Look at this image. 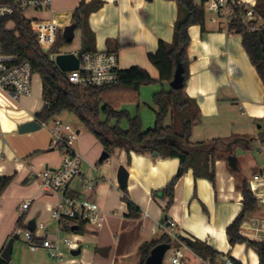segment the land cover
Listing matches in <instances>:
<instances>
[{"label": "crops", "instance_id": "0c3cea01", "mask_svg": "<svg viewBox=\"0 0 264 264\" xmlns=\"http://www.w3.org/2000/svg\"><path fill=\"white\" fill-rule=\"evenodd\" d=\"M94 1L101 2L88 18L89 28L95 36V51L117 54L120 70L140 67L159 80V73L148 56L157 52L160 42H173L179 12L177 3L169 0H85L86 4ZM194 1L199 6L203 3V0ZM241 1L257 3V0ZM81 2L55 0L54 24H72ZM205 7L206 33L202 34L200 26L189 30L191 44L183 91L200 111L191 141L211 145L220 141L217 144L216 185L206 179L195 180L190 170L177 183L174 204L166 217L167 200L153 198L152 194L165 189L176 177L179 159H161L134 152L128 155L117 150L109 160L100 163V155L105 152L102 145L95 138H84L76 144L75 150L84 160L82 176L93 180L95 186L92 191H87L83 178L79 177L69 185L66 194L96 203L105 214V221L99 231L87 229L81 235L75 234L80 245L78 249H81L79 256H72L74 250L61 246L66 264H139L140 247L158 241L168 233L206 243L219 254L216 264L222 263V256H228L236 264H259V257L252 248L251 259L244 260L247 245L231 246L226 230L243 208V197L237 190V176L250 183L255 176L264 174V161L254 157L247 164L243 159L241 169L237 159L239 171L235 175L228 166L230 156L227 149L250 150L253 143L264 147L260 139L264 134L260 125L264 123V83L243 47L242 37L229 33V27L216 21L206 4ZM77 34L82 42L81 32L77 31ZM80 49L81 46L77 51ZM77 51H61V54H75ZM151 89L148 99L163 89L169 90V86L158 83ZM43 107L39 77L32 94L19 101L0 90V178H13L0 197V257L15 236L21 215L26 228L32 221L35 229L44 223V234L48 239L58 236V224L50 216L57 198L43 193L36 174L59 168L61 153L51 148V142L50 146L41 142L36 134L38 131L19 132L24 124L36 121L35 116ZM170 124L168 120L167 125ZM121 167L127 171L128 198L141 210L138 219L129 217L128 205L123 200L119 180ZM245 171H251V175L246 177ZM26 202H30V207L22 212L21 206ZM168 221L176 223L172 231L167 228ZM63 234L70 233L64 231L61 236ZM241 235L254 242L264 241L263 203H259L257 210L245 220ZM23 239L20 236L15 241L9 264H58L50 258L48 250L40 247L33 252ZM63 248L70 251V257ZM186 255L190 264L198 263L199 256L191 249Z\"/></svg>", "mask_w": 264, "mask_h": 264}, {"label": "trees", "instance_id": "16d2710c", "mask_svg": "<svg viewBox=\"0 0 264 264\" xmlns=\"http://www.w3.org/2000/svg\"><path fill=\"white\" fill-rule=\"evenodd\" d=\"M178 5V17L174 25V40L172 43L160 42L155 54H150L148 60L158 71L159 80L153 79L150 74L140 68L133 67L120 71V80L117 84L105 88L81 89L73 86L68 79V73L62 72L53 56L61 54V50L68 44L59 34L55 46L49 51H44L32 30L31 23L24 19L20 11L12 17L16 28L8 30V21H0V43L5 54L17 57L19 63L28 62L33 73L41 79L43 88L44 107L35 118L40 124H48L57 120L62 114L74 115L83 127L91 133L102 145L105 152L112 156L117 150H123L128 155L134 152L139 155L158 154V158L180 160V168L176 177L167 187L153 193V198L167 200L164 214L167 217L174 204L175 187L179 180L190 170L193 171L195 180L206 179L213 186L216 185V164L219 160L217 144H194L191 141L193 126L198 121L200 113L195 102L184 96V89L175 91L170 87L174 80L177 66L182 64L185 69V80L188 74V49L191 44L189 30L193 26H200L202 34L206 33V1L201 6L194 0H169ZM101 2L86 4L82 0L75 11L72 21L77 31L81 32V52L92 53L95 51V36L89 28L88 18L92 11L97 10ZM245 9H241L244 12ZM255 12L264 21V0H257ZM255 23V22H254ZM233 34L242 37L243 47L251 63L256 68L264 83L263 48L264 29L250 32L242 20H234L230 24ZM168 85L169 90L163 89L154 94L152 103L155 108L156 123L151 129L145 130L139 116L130 117L125 110H116L111 103L105 102L108 95H128L138 101L143 87L155 84ZM123 119L128 120V128L120 127ZM116 124L112 125L111 121ZM170 120L171 124L167 125ZM264 142V134L260 136ZM231 156L232 150L227 149ZM233 174L237 175L236 172ZM12 177L0 178V197L12 183ZM124 193L123 200L127 203L131 219H138L141 210L128 198L126 186L121 185ZM237 190L242 194V211L234 222L227 228L226 233L231 246L247 245L255 250L259 257V264H264V241L254 242L241 235V227L245 220L258 208V200L250 189V183L237 176ZM26 229L24 218L21 217L17 229ZM80 228L78 234L84 233ZM189 249L196 255L210 259L215 263L219 254L206 243L188 238H181ZM173 243L169 235L165 234L160 240L144 243L140 247L141 259L139 264H145L152 250L161 244ZM0 264H9L0 257ZM239 264V263H238Z\"/></svg>", "mask_w": 264, "mask_h": 264}, {"label": "built area", "instance_id": "2783aa9c", "mask_svg": "<svg viewBox=\"0 0 264 264\" xmlns=\"http://www.w3.org/2000/svg\"><path fill=\"white\" fill-rule=\"evenodd\" d=\"M55 0H0V21H8L7 29L15 30L16 25L12 17L20 11L24 19L31 23L32 30L37 36L38 42L44 51H50L56 44L59 34L63 35L65 25H55L53 5ZM208 10L215 15L216 21L224 22L230 29L234 20H242L250 32L264 29L263 19L255 12L254 4H247L241 0H205ZM241 9H245L244 12ZM50 15L51 17H47ZM255 22V23H254ZM79 61L78 69L68 73L69 82L78 88H105L117 84L120 80V69L117 54L108 52L82 53L81 49L75 52ZM56 56H53V60ZM32 67L28 62L19 63L17 57L5 54L0 43V90L8 93L13 100L32 94L34 88V77ZM48 128L51 134V148L57 149L62 154L59 168L46 169L36 174L40 181L41 190L45 194L56 196L57 201L52 208L51 219L58 224V236L55 240L48 239L44 234L45 224L40 223L34 232L26 229H17L16 234L22 236L31 251L35 252L40 247L49 251L50 258L58 264H66L61 246L65 245L70 250H77L79 242L75 234L80 228L84 230H101L105 221V214L99 206L91 201L67 196L69 185L79 177L85 182V189L92 191L95 182L87 176H82L83 158L75 150L79 133L71 125L60 120L53 121L52 126L41 124ZM250 189L259 203L264 204V174L255 176L250 182ZM30 202L21 206V211L26 212ZM22 217V215H21ZM168 230L176 227L174 221L167 222ZM76 227L77 231L72 232ZM72 234L71 238H61L62 232ZM173 243L167 254H170L168 264H190L187 257L189 247L182 242L181 236L168 233ZM42 242L41 244L39 242ZM221 264H236L228 256H222ZM197 264H216L210 259L201 256Z\"/></svg>", "mask_w": 264, "mask_h": 264}, {"label": "rangeland", "instance_id": "374dc122", "mask_svg": "<svg viewBox=\"0 0 264 264\" xmlns=\"http://www.w3.org/2000/svg\"><path fill=\"white\" fill-rule=\"evenodd\" d=\"M80 46H81V37L79 34H77L74 42L72 44L65 46L61 51L62 52L77 51L80 48ZM37 82H38V76H35L34 77V86L36 85ZM152 86L143 87L144 88L143 89L144 90L143 95L141 97V92H140V96H139L138 101L133 100L128 95H115V94L113 95L112 94V95H108L107 97H105V102L111 103L113 108L116 110L127 111L129 113L130 117L139 116L143 122L144 129L145 130L151 129L155 126V123H156V114H155V108H154L153 103H152V96L149 99L147 98L148 92H151V90H152L151 89ZM57 120H60L64 123H67V124L71 125L75 130L80 131V135L78 136L77 143L79 141L83 140L84 138H87V137L93 138V139L95 138L91 133H89L83 127V125L79 122V120L72 114L64 113L59 118H57ZM52 124H53V122L48 123L49 126H52ZM111 124L115 125L116 121L112 120ZM119 125L121 128L127 129L128 128V120L123 119ZM260 125L262 126V131H264V123H262ZM36 134H37V136L41 142L50 146L51 136H50L48 129L43 128L40 131L36 132ZM47 150H49V148H47ZM261 150H263V152H264V147H261L257 143H253L252 148L250 150H244L242 148H237V149L232 151V154H233V156H235L239 160V167L242 169L243 162H244L243 159L245 161H247V164L249 163V161L251 162L252 158H254V157L260 158L261 160L263 159V161H264L263 152ZM62 157L63 156L61 154V158ZM100 157H102V153H101ZM243 174H245L246 177H249L251 175V171H245V173L243 172ZM53 228H54V226H53ZM50 231H52V230H50ZM52 234H53V231H52ZM52 234H51V236H52ZM61 238L62 239L71 238V235L70 234H63L61 236ZM55 239H53V240H55ZM238 246H240V245H238ZM242 246H244V244ZM246 247H247L248 251L245 252V254H244V260L247 261L248 259L249 260L251 259L250 252L252 251V249L248 246H246ZM246 247H244V248H246ZM63 249H64L63 252H65V254L68 257H70V251H68L67 248H63ZM169 260H170V254H167L165 257V260H164V264H168ZM243 264H246V263L243 262Z\"/></svg>", "mask_w": 264, "mask_h": 264}, {"label": "water", "instance_id": "95a60500", "mask_svg": "<svg viewBox=\"0 0 264 264\" xmlns=\"http://www.w3.org/2000/svg\"><path fill=\"white\" fill-rule=\"evenodd\" d=\"M77 29L74 25L70 24L69 26H66L63 30V39L65 42L69 45L72 44L76 38ZM48 52V51H46ZM55 64L57 67L64 73H69L72 71H75L78 69L79 61L75 54H59L55 57ZM263 68H264V48H263ZM185 69L182 64H179L177 66L174 80L170 84V87L175 91H181L185 87ZM41 124L37 121H33L27 124H24L20 127L19 132L21 134H28L32 132H36L41 130ZM79 133V132H78ZM155 157L158 156V154H154ZM110 155L107 152H104L102 154V157L100 158L99 162L103 163L107 160H109ZM229 168L234 171L238 172V162L237 158L235 156H230L227 159ZM119 180L121 182V185L126 186V180H127V171L124 167H121L119 170ZM27 229L31 232L35 231V222L32 221L28 224ZM72 232H76L77 228L73 227ZM20 239V235L15 234V236L9 241L8 245L6 246L5 250L2 253L1 258L7 261L8 263L12 262V255H13V249H14V243L16 240ZM172 245L170 244H161L157 247H155L148 259L146 260L145 264H164L165 257L169 250L171 249ZM81 254V249H78L77 251H72L71 255L74 257H77Z\"/></svg>", "mask_w": 264, "mask_h": 264}]
</instances>
